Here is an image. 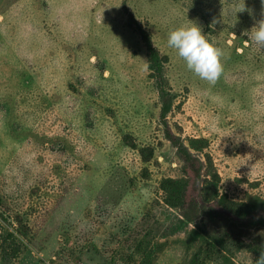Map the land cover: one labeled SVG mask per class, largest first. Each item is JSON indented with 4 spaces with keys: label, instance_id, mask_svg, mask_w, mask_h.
<instances>
[{
    "label": "rangeland",
    "instance_id": "obj_1",
    "mask_svg": "<svg viewBox=\"0 0 264 264\" xmlns=\"http://www.w3.org/2000/svg\"><path fill=\"white\" fill-rule=\"evenodd\" d=\"M234 3L0 0V241L26 235L10 264H255L264 49L246 33L264 17ZM131 18L168 58L169 128ZM189 21L226 54L214 86L167 45ZM167 129L202 160L199 185ZM202 197L226 220L197 213Z\"/></svg>",
    "mask_w": 264,
    "mask_h": 264
},
{
    "label": "trees",
    "instance_id": "obj_2",
    "mask_svg": "<svg viewBox=\"0 0 264 264\" xmlns=\"http://www.w3.org/2000/svg\"><path fill=\"white\" fill-rule=\"evenodd\" d=\"M130 26L140 36L147 47L148 69L150 72V78L153 81V85L159 94L161 103V119L163 121V125L169 128L168 116L172 112L176 97L173 91L168 87L165 76V67L168 63V58L166 55L161 54L160 51L154 46L151 33L144 29L142 25L134 21L133 18L130 20ZM166 138L177 147L178 154L184 165V169L186 170L187 174H191L194 179L198 181L199 185V180L202 177L203 171L202 160L197 155H195L191 148L185 143L179 142L180 139L176 138V136L172 133V130L167 129ZM201 200V202L194 201V199L191 200L190 205L195 206L197 213L208 216L214 223H217L219 220H226L224 214L216 209L214 205H208L210 202L205 201L204 197H202ZM244 210L245 209H243L245 215H243V217L245 216L246 220L251 221L252 223L263 221L262 219H264V212H260V214H250ZM2 218L5 220L4 221L2 219L4 222H7L4 216H2ZM18 220L19 223L22 222V219ZM20 230H18L17 233H8L0 241V254L3 264H10L23 253V250L26 246V235Z\"/></svg>",
    "mask_w": 264,
    "mask_h": 264
},
{
    "label": "clouds",
    "instance_id": "obj_3",
    "mask_svg": "<svg viewBox=\"0 0 264 264\" xmlns=\"http://www.w3.org/2000/svg\"><path fill=\"white\" fill-rule=\"evenodd\" d=\"M233 8L235 15L245 11L251 14L252 11L246 8L245 0H235ZM261 15L264 17V0H261ZM246 34L252 45L264 49V18ZM167 45L176 51L188 71L210 86H214L222 76L224 71L222 60L226 56L224 50L207 39L202 34L201 27L193 22L189 21L188 24L169 31ZM255 264H264V251L260 252Z\"/></svg>",
    "mask_w": 264,
    "mask_h": 264
}]
</instances>
